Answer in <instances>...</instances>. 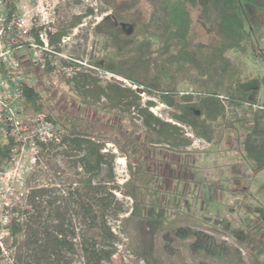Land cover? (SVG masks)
I'll return each instance as SVG.
<instances>
[{"label": "trees", "instance_id": "obj_1", "mask_svg": "<svg viewBox=\"0 0 264 264\" xmlns=\"http://www.w3.org/2000/svg\"><path fill=\"white\" fill-rule=\"evenodd\" d=\"M216 1L222 5L224 28L232 35L244 29L241 16L243 4L264 9V0ZM105 2L108 7H113L112 13L94 27L96 36L102 35L109 42L105 43L108 52H111L107 54L105 68L139 88L144 86L149 94L157 93L164 103L175 108V121L190 126L196 136L209 142L218 143L221 140L223 133L219 121L225 120L227 110H233L234 117L225 124L227 131L239 139L241 154L253 171H262L264 108L253 109L250 117L246 110L241 115L235 110L244 105L254 107L258 102L254 92L264 85V77L243 78L241 66L229 57L235 45L212 44L199 36L192 11L200 8V1L151 0L152 9L134 32L140 39L131 40L132 49L125 53L117 44V37L126 34L121 23L132 18L119 11L115 0ZM89 12L92 13L93 8ZM80 20L76 17L73 25ZM131 32L132 29L128 31ZM65 34V29L51 32V43H58ZM182 81L193 88L191 93L179 95ZM66 83L73 85L93 102L98 103L104 97L108 103L105 106L107 113L96 120L74 113L56 119L41 102L40 92L34 87L25 86L27 108L31 109L32 114L44 113L46 119L60 129L58 140L40 142V148L47 149L55 144L66 147L64 152L73 157L74 167L77 170L82 168L83 172L79 173L76 186L69 187L65 194L44 190L30 193L31 209L10 224L13 264H74L68 253L80 254L86 264L112 263L119 238L112 230L108 215L114 211V218H118L127 209L116 196L115 190L120 189L119 185L109 187L108 184L114 183L116 177L115 154L106 151L107 143L92 134L99 124L122 123L128 119L127 114L131 113V109L136 108L150 141L168 142L175 147L191 144V140L183 135L181 126L163 120L151 111L153 101L148 100L145 106L142 104L137 89L118 81H109L104 85L100 78L84 71H75L74 76L66 78ZM118 110L122 114H117ZM114 116L118 117V121ZM15 145L13 137L0 141V169L10 158ZM105 167L107 180L104 179V183L96 181ZM154 177L146 170H139L133 172L132 179L125 184V194L133 198L134 206L123 222L134 232L135 252L147 264H162L161 255L164 252L168 257L176 256L182 260V252L176 243L190 238L191 241L185 245L195 257L204 259L200 261L201 264H213L210 260H214V264H239L235 261L236 256L238 259L241 256L239 249L229 247L225 241H219L207 232L189 226H176L177 220L162 204V191L153 187ZM259 216L264 218L263 207L259 210ZM78 219L84 227L77 225ZM248 220L237 228L226 220L217 223L219 227L214 226L215 230L233 236L239 245L247 249L252 264H264V248L260 243L255 245L250 232L253 220ZM3 255L4 250L0 245V258Z\"/></svg>", "mask_w": 264, "mask_h": 264}, {"label": "rangeland", "instance_id": "obj_2", "mask_svg": "<svg viewBox=\"0 0 264 264\" xmlns=\"http://www.w3.org/2000/svg\"><path fill=\"white\" fill-rule=\"evenodd\" d=\"M115 1L119 11L132 18L121 23L120 26L126 34L117 37V44L125 53L132 49L131 40L140 39L134 32L152 9L151 0ZM199 1L200 8L192 11L199 36L212 44L235 45L229 52V57L239 63L243 78L264 77V9L243 4L241 16L244 29L232 35L226 32L223 25L222 5L216 0ZM12 4L14 7L8 6ZM15 4L10 2L7 4L5 1L0 3V16L3 14L7 17L9 7L12 9L16 7L17 13L22 16L21 7L26 4L37 11L34 17L39 27H44L49 21L53 28L51 31L66 30L63 36L66 42L62 41L61 45L56 47L75 59L76 71L92 74L100 78L104 85L109 81H121L120 83L133 88L128 85L130 82L128 79L105 68L108 63L107 54L111 53L108 52L105 43L109 42H106L104 36H96L94 32L95 25L112 13L113 7H108L105 0H15ZM91 8L92 13L89 12ZM76 17L81 20L73 25ZM130 29L133 32L128 33ZM19 51L20 57L27 61L30 59L26 45ZM56 61L61 65L64 60ZM27 77L40 92L41 102L47 106V111L56 119L67 113H74L89 120H96L107 113L105 106L108 103L104 97L98 103L93 102L73 85H68L66 78L70 77L66 75L49 71L41 73L32 68L30 72L28 71ZM141 87L139 94L142 97V104L145 106L148 100L153 101L151 111L161 119L181 126L183 135L191 140V144L175 147L168 142L150 141L147 128L136 108L131 109V113L127 114L128 119L122 123L114 121L107 123L106 126L99 124L92 130L96 138L107 143L105 150L115 154L116 177L114 183L108 184L109 187L119 185L120 189L115 190L116 196L120 204L127 209L118 218H114V211L108 215L112 230L119 238L111 264H147L134 250V232L123 222L134 206L133 198L125 194V184L132 179L133 172L139 170H146L148 174L155 176L153 187L162 191V204L172 214L173 219L177 220L175 223L177 227L189 226L207 232L217 240L225 241L229 247L239 249L241 254L239 259L235 255L237 263L252 264L250 253L239 245L233 236L215 230V226L219 227L217 223L223 220L230 221L231 226L237 228L251 218L253 223L250 232L252 231L256 241L255 245L260 243L264 248V218L259 216L260 208H264V169L258 173L253 171L250 163L241 154L239 139L227 131L225 124L234 117L233 110H227L225 120L219 121L222 138L218 143H213L196 136L190 126L175 121L173 118L175 108L164 103L157 93L149 94L144 86ZM192 89L187 82L182 81L179 85V95L183 92L191 93ZM254 95L258 102L253 108L244 105L235 111L241 115L246 110L249 113L247 116L250 117L253 109L264 108V85L255 89ZM30 110L25 106L24 125L31 122L34 117ZM118 111L117 114H122L120 110ZM131 116L133 117L130 119ZM114 117L118 121V117ZM28 134L29 130L26 131V135ZM2 140L6 139L1 137L0 141ZM27 142L25 149L17 154L13 153L11 155L13 157H10L0 169H3L0 173V242L5 249L0 264H13L11 253L14 249L13 238L9 234V224L5 222V216L19 219L27 209H31L32 191L44 190L65 194L69 187L76 186L79 173L83 172L82 168L77 170L74 167L73 157L64 152L66 147L54 143L55 145H50V148L43 150L39 148L35 151L29 146V139ZM107 172L105 167L96 181L104 183V179L107 180ZM76 223L79 227L84 225L79 219ZM162 240L160 237V241ZM190 241L189 238L176 243L182 252V260L176 256L168 257L164 252L161 255L162 264H201L200 261L204 259L195 257L185 245ZM67 255H70L74 264H86L80 254ZM210 261L213 264L215 262Z\"/></svg>", "mask_w": 264, "mask_h": 264}, {"label": "built area", "instance_id": "obj_3", "mask_svg": "<svg viewBox=\"0 0 264 264\" xmlns=\"http://www.w3.org/2000/svg\"><path fill=\"white\" fill-rule=\"evenodd\" d=\"M4 1L7 4L9 2L15 4V0H0V3ZM21 8L22 16L17 13L16 7L14 9L9 7L7 17H4L3 14L0 16V138H14L16 145L12 150V154L24 150L28 144V139L29 146L38 151L40 142L58 140L57 136L60 132L59 126L48 121L46 115L41 112H33L34 117L31 122L24 125L23 112L25 106H27L25 86L28 85L37 90L27 79L28 71L30 72L32 68H36L41 73L49 71L67 77H72L76 71L75 59L62 53L56 47L61 45L62 41L66 42L63 39L64 37L58 43L52 44L50 33L55 32L51 31L53 28H51L49 21L44 27H39L36 23L37 19L34 17L37 15V11L29 8L26 4L22 5ZM38 12L40 11L38 10ZM25 45L28 47L31 56L28 61L18 54L20 53L19 50L23 49ZM59 59L64 60L61 65L56 61ZM117 78L122 79L118 76ZM128 85L139 91L142 88L133 85L131 82ZM27 130L30 131L28 135H26ZM2 170H0V173ZM14 220L12 216H5V222L9 224L8 229H10V224ZM0 245L5 252L1 242Z\"/></svg>", "mask_w": 264, "mask_h": 264}]
</instances>
